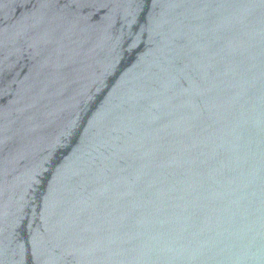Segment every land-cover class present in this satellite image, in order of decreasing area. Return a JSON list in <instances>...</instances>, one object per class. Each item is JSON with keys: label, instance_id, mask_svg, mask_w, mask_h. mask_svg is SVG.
<instances>
[{"label": "water", "instance_id": "obj_1", "mask_svg": "<svg viewBox=\"0 0 264 264\" xmlns=\"http://www.w3.org/2000/svg\"><path fill=\"white\" fill-rule=\"evenodd\" d=\"M0 264H264V0H0Z\"/></svg>", "mask_w": 264, "mask_h": 264}]
</instances>
